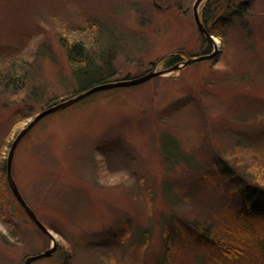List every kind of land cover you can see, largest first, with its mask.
<instances>
[{
  "label": "rangeland",
  "instance_id": "rangeland-1",
  "mask_svg": "<svg viewBox=\"0 0 264 264\" xmlns=\"http://www.w3.org/2000/svg\"><path fill=\"white\" fill-rule=\"evenodd\" d=\"M193 2L0 0V264H22L53 244L10 190L11 142L41 110L83 91L62 44L82 41L95 50L103 38L113 47L107 81L167 68L166 53L181 56L176 63L210 53L213 44L217 53L96 91L42 116L21 137L11 175L55 242L50 255L30 264H164L153 260L159 255L169 264H264L250 233L234 259L177 230L196 223L228 241L224 226H237L226 210L232 184L212 166L214 154L245 173L251 155L264 162V0H248L245 26L237 19L224 38L211 34L213 44L196 26ZM162 134L191 163L169 166ZM200 165L218 173L214 185L200 182ZM165 181L173 183L169 195ZM167 217L177 222L173 230L163 225ZM255 225L264 233V222Z\"/></svg>",
  "mask_w": 264,
  "mask_h": 264
},
{
  "label": "trees",
  "instance_id": "trees-1",
  "mask_svg": "<svg viewBox=\"0 0 264 264\" xmlns=\"http://www.w3.org/2000/svg\"><path fill=\"white\" fill-rule=\"evenodd\" d=\"M247 6L248 0L240 2L239 4H235L234 0H226L223 6L225 9L219 13V8H222L220 0H205L203 8L199 11V15L210 34L224 38L228 27L233 25L236 21L239 23L237 19H240L243 23H239V27L245 26L243 21L247 14ZM101 41L102 43L95 50L93 47L86 46L82 41L62 44L65 47L66 56L71 66L70 71L74 79L79 82L82 90L107 81L114 72L111 68L113 47L110 46L109 40L103 38ZM96 59H99L100 63L95 62ZM163 59L165 64L170 66L180 61L181 56L178 54H169L163 57ZM160 137L163 159L169 163V166H173L180 161L186 164L191 163V157L180 150L179 145L172 136L162 134ZM236 146L240 145L238 144ZM253 153L256 152L253 151ZM254 155H259L261 157V153H256ZM214 159L212 166L218 165L219 170L226 175L224 180L232 184L227 198L228 207H226V210L231 216V220L229 221H232L235 225L237 224L236 228L230 226V223L224 226L223 230L229 233H227L229 235V240L225 242L220 239L216 240L217 238L207 233L208 228L201 229L196 223H192L188 228L184 227V225L178 226L177 230H179V232H177L180 236L184 235L187 237L194 244L203 245L208 249H218L220 253L223 254L224 252L234 259L242 255L240 252H243L242 249L245 244L243 238L246 237V234L250 233L254 238V249L256 250V254L262 263H264V233L258 228L259 226L256 227L255 225L256 223L259 224L264 222V162L259 159L260 161L258 160L259 162L257 163L251 155V158H249L250 161H248L249 167L247 168V173H245L217 154H214ZM195 166H197V164ZM197 170L200 171V182L206 183L207 180H210L212 181L211 185H214L218 181V173L208 169L207 166L200 165ZM257 175L260 176V179H258L259 177H257ZM172 184L173 183L166 181L162 184V187L166 190V193L168 192V195L173 189ZM163 225L166 229L173 230L177 222L173 218L167 217L163 220ZM258 229L262 233L261 237L255 236L257 233L256 230ZM146 231L141 232L142 239L146 238V233L148 232ZM153 260L155 263L158 260H162L164 264H169L167 259L165 260L161 255H159L157 259L154 257Z\"/></svg>",
  "mask_w": 264,
  "mask_h": 264
},
{
  "label": "water",
  "instance_id": "water-1",
  "mask_svg": "<svg viewBox=\"0 0 264 264\" xmlns=\"http://www.w3.org/2000/svg\"><path fill=\"white\" fill-rule=\"evenodd\" d=\"M203 0H194L193 5H192V14H193V18L194 21L196 23V26L199 30V32L201 33V35L206 38L209 43L213 44V38L212 35L207 31L206 27L204 26V24L202 23V21L200 20V15H199V4L200 2ZM217 53L216 47L213 44V50L210 53H203L200 55H196V56H187V58L179 63H175L167 68H163L160 70H149L139 76L136 77H130V78H124V79H120V80H113V81H106V82H102L99 84H95L83 91L78 92L77 94H74L73 96L61 100L60 102L54 103L52 105H49L48 107L44 108L43 110H41L39 113H37L15 136L14 140L11 142V145L9 147L8 153H7V157L5 159V172H6V178H7V182L9 184L10 190L13 193V195L15 196L16 200L19 202V204L22 206V208L24 209V211L27 213V215L29 216V218L35 223V225L48 237L51 238L53 244L52 246L45 250L44 252H41L39 254H35V255H30L27 256L22 264H30L31 261L39 259L41 257L44 256H48L52 253V251L55 249V242L49 232V230L42 224V222L38 219V217L36 216V214L33 212V210L28 206V204L25 202V200L23 199V197L21 196L13 178L11 175V170H10V166H11V159H12V155L14 152V149L18 143V141L21 139V137L26 134V132L44 115L56 111V110H60L62 108H65L83 98H85L86 96L99 91V90H106V89H112V88H116V87H120V86H131V85H135V84H139L142 83L154 76H160V75H164L166 72L171 71V70H175V69H179L181 68L183 65H187L191 62L194 61H200L203 59H207L210 58L212 56H214ZM170 53H166L163 56H161L160 59H162L163 57H165L166 55H169Z\"/></svg>",
  "mask_w": 264,
  "mask_h": 264
},
{
  "label": "bare ground",
  "instance_id": "bare-ground-1",
  "mask_svg": "<svg viewBox=\"0 0 264 264\" xmlns=\"http://www.w3.org/2000/svg\"><path fill=\"white\" fill-rule=\"evenodd\" d=\"M99 84V83H98ZM93 86V85H92Z\"/></svg>",
  "mask_w": 264,
  "mask_h": 264
}]
</instances>
